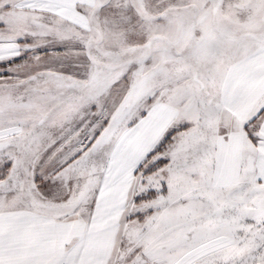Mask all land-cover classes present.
I'll use <instances>...</instances> for the list:
<instances>
[{
    "label": "snow or ice",
    "instance_id": "1",
    "mask_svg": "<svg viewBox=\"0 0 264 264\" xmlns=\"http://www.w3.org/2000/svg\"><path fill=\"white\" fill-rule=\"evenodd\" d=\"M0 264H264V0H0Z\"/></svg>",
    "mask_w": 264,
    "mask_h": 264
}]
</instances>
